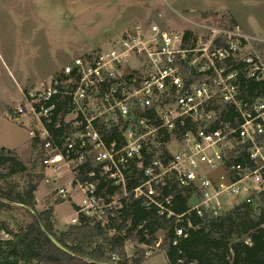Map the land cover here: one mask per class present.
<instances>
[{
	"label": "built area",
	"instance_id": "obj_1",
	"mask_svg": "<svg viewBox=\"0 0 264 264\" xmlns=\"http://www.w3.org/2000/svg\"><path fill=\"white\" fill-rule=\"evenodd\" d=\"M199 27L138 23L27 88L8 110L33 122L30 136L44 143L43 184L56 199L80 191L71 225L86 218L107 227L130 199L166 218L177 194L199 218L259 205L264 59L247 54L239 27ZM247 81L257 84L252 94ZM87 163L92 170L80 179ZM187 231L176 228L178 237Z\"/></svg>",
	"mask_w": 264,
	"mask_h": 264
},
{
	"label": "rangeland",
	"instance_id": "obj_2",
	"mask_svg": "<svg viewBox=\"0 0 264 264\" xmlns=\"http://www.w3.org/2000/svg\"><path fill=\"white\" fill-rule=\"evenodd\" d=\"M153 21L171 31L196 34L203 24L239 27L249 38L247 54L264 59V0H0V147L17 154L37 179L43 172L40 148L34 147L29 134L33 122L12 120L8 110L23 101V91L38 86L77 56L107 48L136 24ZM26 179V174H19L14 182L22 186ZM53 188L39 180L36 209H53L55 230L65 231L81 193L75 190L71 198L58 200ZM0 221L17 229L25 219L15 210L3 214ZM10 238L0 229V240ZM157 248L133 241L126 244L131 259L142 250L152 256ZM163 258L155 255L141 264H159L157 260Z\"/></svg>",
	"mask_w": 264,
	"mask_h": 264
},
{
	"label": "trees",
	"instance_id": "obj_3",
	"mask_svg": "<svg viewBox=\"0 0 264 264\" xmlns=\"http://www.w3.org/2000/svg\"><path fill=\"white\" fill-rule=\"evenodd\" d=\"M256 87V82L247 81V94H252ZM34 147L40 148L38 159H42L44 143L34 139ZM82 170L80 179L92 170V164L87 163ZM28 171L17 154L0 147V217L17 210L25 219L17 229L0 221V229L11 236L0 240V264L143 263L147 259L143 250L136 252L133 259L128 257L129 241L149 247L160 242L159 252L167 256L170 264H264V191L257 207L241 203L217 218L187 213V196L177 194L172 208L175 215L171 218L147 209L142 199H130L125 201L119 218L107 227L82 218L81 225L56 231L54 210L36 209V192L43 174L35 179ZM19 174L27 177L22 186L14 182ZM177 227L188 231L178 237ZM113 254L118 260L112 259Z\"/></svg>",
	"mask_w": 264,
	"mask_h": 264
},
{
	"label": "crops",
	"instance_id": "obj_4",
	"mask_svg": "<svg viewBox=\"0 0 264 264\" xmlns=\"http://www.w3.org/2000/svg\"><path fill=\"white\" fill-rule=\"evenodd\" d=\"M159 254L163 255V257H164L162 260H157V261H159V264H170L168 259H167V256L162 252H157V253L153 254L152 256L148 257L145 261H148L152 257H154L155 255H159Z\"/></svg>",
	"mask_w": 264,
	"mask_h": 264
},
{
	"label": "water",
	"instance_id": "obj_5",
	"mask_svg": "<svg viewBox=\"0 0 264 264\" xmlns=\"http://www.w3.org/2000/svg\"><path fill=\"white\" fill-rule=\"evenodd\" d=\"M41 223V222H40Z\"/></svg>",
	"mask_w": 264,
	"mask_h": 264
}]
</instances>
